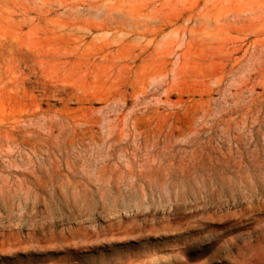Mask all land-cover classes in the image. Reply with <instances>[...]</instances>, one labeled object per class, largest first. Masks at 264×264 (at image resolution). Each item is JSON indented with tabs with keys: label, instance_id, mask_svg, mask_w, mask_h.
Returning <instances> with one entry per match:
<instances>
[{
	"label": "rangeland",
	"instance_id": "rangeland-1",
	"mask_svg": "<svg viewBox=\"0 0 264 264\" xmlns=\"http://www.w3.org/2000/svg\"><path fill=\"white\" fill-rule=\"evenodd\" d=\"M252 4L264 9V0H0V264L234 263L263 231L264 88L239 95L240 73L219 89L210 54L216 20ZM114 6L170 25L154 46L90 28ZM37 50L45 56L30 57ZM154 63L166 69L147 76ZM236 98L250 106L226 115Z\"/></svg>",
	"mask_w": 264,
	"mask_h": 264
},
{
	"label": "bare ground",
	"instance_id": "bare-ground-1",
	"mask_svg": "<svg viewBox=\"0 0 264 264\" xmlns=\"http://www.w3.org/2000/svg\"><path fill=\"white\" fill-rule=\"evenodd\" d=\"M142 12L143 10L141 8H133V7L120 8L114 6L108 9L107 14L109 16L103 22L97 25H93L90 28L108 30L111 32H116L117 34L118 32H125V31H128L129 33H138L141 36L151 37V41L153 42L152 45L154 46L155 45L154 43L157 40L158 36L161 35L165 31V29L169 27L170 24L151 23L148 20L141 18V16L143 15ZM154 12L155 11H152V14H154ZM214 26L216 28H219L220 31L217 35L216 34L212 35V38L217 40V46L216 49L212 50L210 54L211 56L210 66L212 68V74L209 79L210 82L216 79L215 83L217 84V87L221 89L225 80L228 78L229 74L238 75L240 73H245L246 76L242 79L241 86H239L238 88L239 95L242 92H244L245 87L249 86V84L251 83H253L252 87L250 88L251 92H254L256 90L258 84L263 85L264 88V9L261 6L256 7L255 4H252L250 8L235 7L229 9L225 13V16L223 18H219L216 20ZM128 40L129 38L120 39L119 46L122 47L126 44H129ZM111 45H113L112 41H109L106 44V46L108 47H110ZM151 47L152 46L150 44H147V45H143L141 49L143 51H148L149 49H151ZM30 54H31L30 57L34 59L42 55L45 56V51L37 50L31 52ZM55 57L60 58L61 55L55 53ZM140 58H141V54L137 55L134 58V62H137L138 59ZM164 69H166L165 65L161 68H158L157 65L154 63L147 70L146 75L151 76V74L153 73L154 74L161 73ZM237 82L238 80L235 83ZM34 83H36L37 87L39 88L41 102H44L48 94V88L44 81L43 75L40 74L39 72L36 75V81ZM210 90L211 87H209V91ZM210 94L211 92H209V95ZM235 100L236 103L233 104L227 110L226 115H230V114L232 115L234 113L246 109V106H250V104L240 103L241 101L240 102L237 101L238 100L237 98ZM256 107H258V105H256ZM243 115L245 116L244 112ZM255 118H257V116H255ZM253 119L254 118H251L249 119L251 121L245 123H249V122L254 123L252 121ZM261 120L262 118L260 119L259 122V119L258 120L254 119L255 123L257 122L261 123ZM241 122L243 124L242 120ZM228 123L230 124L229 121ZM231 125L232 123L229 126L231 127ZM238 136L240 135H237V139ZM4 137L9 143L17 141L15 139V133L13 131H7ZM251 138L253 139V137ZM243 139L245 138L242 137V140ZM257 217L260 221L264 222V213L257 215ZM261 229L263 231L262 232L259 231L257 234L253 232L250 238L245 243V245L238 249V255L234 258L233 264H256L261 259H264V223L261 225ZM95 250L96 249H93V251ZM71 252H72L71 248H68L66 250V255L63 257V260L67 261L68 258L70 257ZM129 259L130 258L110 259L108 260L107 264H126L127 262H129Z\"/></svg>",
	"mask_w": 264,
	"mask_h": 264
}]
</instances>
